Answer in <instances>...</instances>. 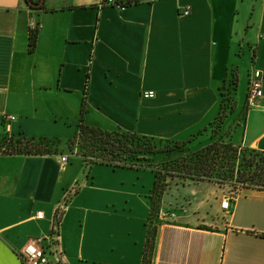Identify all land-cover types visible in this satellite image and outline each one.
Instances as JSON below:
<instances>
[{
  "label": "crops",
  "instance_id": "1",
  "mask_svg": "<svg viewBox=\"0 0 264 264\" xmlns=\"http://www.w3.org/2000/svg\"><path fill=\"white\" fill-rule=\"evenodd\" d=\"M113 1L132 4L0 0V139L73 138L87 81L84 124L187 142L195 152L216 140L210 124L235 71L234 111L218 137L264 152V0ZM250 79L263 97L247 108ZM148 91L154 97L144 99ZM60 154L0 155V264H24L32 238L45 239L56 264H141L154 174L77 154L61 168ZM207 186H167L151 264H264V191L243 189L225 212L221 199L200 194ZM212 216L215 227L206 224Z\"/></svg>",
  "mask_w": 264,
  "mask_h": 264
},
{
  "label": "trees",
  "instance_id": "2",
  "mask_svg": "<svg viewBox=\"0 0 264 264\" xmlns=\"http://www.w3.org/2000/svg\"><path fill=\"white\" fill-rule=\"evenodd\" d=\"M31 2L30 0H25ZM105 1V0H104ZM134 3V2H133ZM132 2L116 5L130 6ZM32 6V5H31ZM37 31L30 33L28 50L33 52L36 46ZM237 74L231 73V79L222 89V104L216 119L210 127L216 125L211 144L195 152L184 150L187 142L162 140L142 136L122 130H103L84 124L86 114L87 81L84 97L81 101L77 130L73 138L64 142L71 149L76 147L84 161L99 163L114 168L148 169L154 174V185L150 196L151 221L160 209L162 196L168 186V179H187L191 181H213L218 174L222 179L234 180L241 189L264 191V152L235 147L218 137L220 125L228 114L234 111V94L237 90ZM230 112V113H229ZM58 139L35 137H5L0 139V155L6 156H50L58 154ZM161 155L163 163L155 165L154 158ZM236 162L238 166L236 167ZM158 214V213H157ZM62 211L54 214L51 234L58 233ZM156 226H147L146 244L141 264H151Z\"/></svg>",
  "mask_w": 264,
  "mask_h": 264
},
{
  "label": "built area",
  "instance_id": "3",
  "mask_svg": "<svg viewBox=\"0 0 264 264\" xmlns=\"http://www.w3.org/2000/svg\"><path fill=\"white\" fill-rule=\"evenodd\" d=\"M105 3L114 4L116 3L113 0H105ZM120 8H124L123 6L116 5ZM189 10L186 8L183 11V15H188ZM38 30V24L33 20L30 21V32H35ZM142 97L144 99H151L154 97V93L152 91L142 93ZM263 97L261 82L256 79H250L248 83L247 89V98H246V107L250 108L254 106L261 98ZM14 120L13 116H4L1 121L8 122ZM68 163L67 156L59 157V165L61 168H64ZM235 198H233L234 200ZM232 200V201H233ZM231 200L229 198L221 199L220 206L221 209L225 212L230 210ZM40 218L41 215L39 214ZM54 242L57 239V236L54 238ZM49 240V239H48ZM45 239L41 238H32L30 239L23 249L21 250L19 257L24 264H56V262L50 258V253H47L43 244Z\"/></svg>",
  "mask_w": 264,
  "mask_h": 264
},
{
  "label": "rangeland",
  "instance_id": "4",
  "mask_svg": "<svg viewBox=\"0 0 264 264\" xmlns=\"http://www.w3.org/2000/svg\"><path fill=\"white\" fill-rule=\"evenodd\" d=\"M232 73V72H231ZM230 79H231V74H230ZM236 92V91H235ZM241 93V96L243 95L242 92L237 91V98L239 96V94ZM236 95V93L234 94V96ZM230 113V112H229ZM231 114V113H230ZM216 130V125L214 124L213 126L210 127L209 131L211 132V134ZM60 141V145L58 148V153H61L60 155H65L67 157L69 156H73L74 154H79V149H77L76 147H72L71 149H69L65 144V140L64 139H58ZM155 160V165L163 163L162 161V156L159 155L157 157L154 158ZM239 162H236V167L238 166ZM213 181L211 182L212 186H207L203 189H200V194L203 196H207L208 194H210L209 196L211 197H215L216 199H224V198H229L232 202L233 198H236L243 189L239 188L238 185L234 182V180H230V179H222V176L216 174L213 176ZM183 182H189V183H194V181L191 180H185V179H179V178H174V179H168V185H171V188L177 183V184H182ZM209 182V181H208ZM209 187V188H208ZM168 189V187L166 188V190ZM188 196V197H187ZM186 200L191 201L193 196L192 195H185ZM196 199V197H194ZM201 200L197 199L194 200V204L199 203ZM193 202V201H192ZM160 208H161V204H160ZM160 212V209L158 210V212L154 213V216L152 217L151 221L148 222V224L151 225V227L156 226L160 220L158 219V214ZM218 216V215H216ZM216 217H209V222H206L207 225H210V227H215L216 224L214 222V219Z\"/></svg>",
  "mask_w": 264,
  "mask_h": 264
},
{
  "label": "water",
  "instance_id": "5",
  "mask_svg": "<svg viewBox=\"0 0 264 264\" xmlns=\"http://www.w3.org/2000/svg\"><path fill=\"white\" fill-rule=\"evenodd\" d=\"M43 3H44V0H41L39 4H34L32 1L29 2V4L32 5V6H40V5H43Z\"/></svg>",
  "mask_w": 264,
  "mask_h": 264
}]
</instances>
